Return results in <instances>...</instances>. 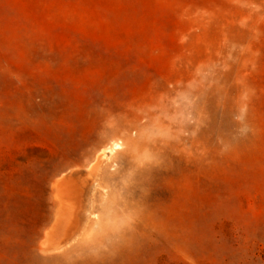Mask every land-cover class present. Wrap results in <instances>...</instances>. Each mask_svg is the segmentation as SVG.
I'll return each instance as SVG.
<instances>
[{
	"label": "rangeland",
	"instance_id": "rangeland-1",
	"mask_svg": "<svg viewBox=\"0 0 264 264\" xmlns=\"http://www.w3.org/2000/svg\"><path fill=\"white\" fill-rule=\"evenodd\" d=\"M0 264H264V0H0Z\"/></svg>",
	"mask_w": 264,
	"mask_h": 264
},
{
	"label": "bare ground",
	"instance_id": "bare-ground-1",
	"mask_svg": "<svg viewBox=\"0 0 264 264\" xmlns=\"http://www.w3.org/2000/svg\"><path fill=\"white\" fill-rule=\"evenodd\" d=\"M111 153H112V150H110L109 152L104 151V152L102 153V155L100 156V159L97 161V165L100 164V160H101V159L109 158V157L111 156ZM97 167H98V166H97Z\"/></svg>",
	"mask_w": 264,
	"mask_h": 264
}]
</instances>
